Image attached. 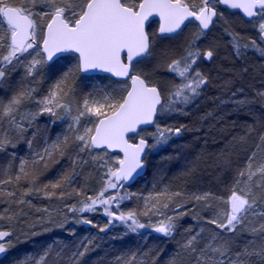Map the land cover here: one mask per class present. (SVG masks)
I'll return each instance as SVG.
<instances>
[{"label":"snow or ice","instance_id":"1","mask_svg":"<svg viewBox=\"0 0 264 264\" xmlns=\"http://www.w3.org/2000/svg\"><path fill=\"white\" fill-rule=\"evenodd\" d=\"M237 11L254 36L236 30L230 13ZM153 24L158 28L152 30ZM217 26L237 59L249 51L264 57V0H0V90L4 93L0 153L7 156L0 163V204L7 205L0 209V221L10 222L7 229L0 226V256L15 247L9 239L14 234L12 222L27 216L25 208L35 207L28 197L63 201L83 194L77 203L62 208L35 207L45 213L40 222H57L54 218L62 216L61 227L71 219L100 233L119 222L130 233L148 228L174 239L180 234V221L191 214L197 228H184L169 264H264V112L255 110V106L264 109V89L249 96L239 88L227 99L218 98L220 105L230 103L234 111L246 110L251 117L233 137V147L247 145L248 151L225 185L227 195L211 188L187 191L171 184L158 188L161 181L147 196L128 190L146 172L149 152L184 131L185 125L168 123L167 118L188 115L210 84L212 78L202 65L214 63L217 57L218 44L208 40ZM180 37L177 47L163 43ZM67 56L75 63L41 93L45 69ZM14 72H20V78L12 82ZM89 72L120 78L119 86L77 98V77ZM248 72L244 66L236 75ZM231 82L225 80L221 87ZM44 115L52 118L47 124L59 121L66 127L51 141L41 137L40 143L36 122ZM30 129L34 130L29 135ZM21 142L29 149L27 157L8 152ZM66 155L69 168L54 181L40 182L51 164ZM233 155L223 152L219 165L230 169ZM198 161H192L183 175L195 180ZM89 169L98 172L100 182L92 194L85 193L83 186H73L79 177L87 181ZM133 197L142 207L122 210L121 205ZM98 211L107 217L102 225L84 215ZM204 211L210 215H201ZM140 216L148 220L142 222ZM96 239H81L67 260L63 247L49 245L17 258L15 264H82L98 246ZM115 264L141 262L131 252L116 257Z\"/></svg>","mask_w":264,"mask_h":264},{"label":"trees","instance_id":"2","mask_svg":"<svg viewBox=\"0 0 264 264\" xmlns=\"http://www.w3.org/2000/svg\"><path fill=\"white\" fill-rule=\"evenodd\" d=\"M234 19L241 25L237 31L254 36V30L246 23L238 13ZM245 21V20H244ZM219 34L222 38L228 39L223 34L222 29L217 26ZM215 28V29H216ZM221 49L223 47H220ZM220 68L213 67L209 85L205 87L204 93L196 102L188 109V115L176 114L171 116V123L185 125L181 135L174 137L168 145L149 152V164L145 175L138 179L130 189L131 192L142 193L144 196L154 192L153 185L157 181H161L158 185L163 187L171 184L174 188L183 187L187 191H196L198 189L211 188L213 191L221 195L225 194V185L231 181L232 171L238 164H241L246 158L248 146L235 145L233 147V137L243 131V125L251 122V117L246 110L236 112L233 106L229 104L220 105L218 98L227 99L229 94L236 89L243 88L246 95H254L256 89H264V57H260L256 52L249 51L245 58L237 59L233 54L219 56ZM217 65V64H216ZM244 66L249 68V72L242 77L236 75ZM49 74H53L49 72ZM51 76V75H50ZM50 76L48 78H50ZM98 77V76H93ZM93 77H85L88 80ZM46 78V82H49ZM225 80H231V84L227 87H221ZM213 82V83H212ZM255 110L260 113L264 109L255 106ZM209 113L211 115H209ZM43 137L44 135L41 134ZM41 136L39 141L42 143ZM23 143V142H22ZM19 148V149H18ZM19 157H27V153L21 148L19 143L16 147ZM225 151L234 152L231 157L232 166L230 169L223 168L219 165L218 160ZM170 157V158H169ZM198 161V169L195 173V180L190 176H185L187 166L192 162ZM70 166L69 157L66 155L60 159L59 163H53L40 177V182L47 183L54 181L63 171ZM91 176L85 181V178L79 177L74 187L83 186L84 192L92 194L100 187L99 174L89 169ZM83 195V194H82ZM81 196L73 195L70 199L63 201L56 199H44L41 196H32L28 199L32 200L35 207L62 208L64 204L77 203ZM142 207V203L133 197L130 201H125L121 205L122 210H130L136 208L137 205ZM7 207L0 204V209ZM15 205L12 208L15 209ZM35 207L25 208L27 216H20L15 222H12L13 239L15 247L11 248L3 256H0V264H15L17 258L27 253H37L51 245L53 248L63 247L65 260L67 254L86 236L97 237L94 250L90 251L82 261V264H115L116 257H126L131 252L137 253L138 261L141 264H169L171 258L175 255L178 248V242L182 239L184 228L191 226L197 228V221L192 219L191 214L185 216L180 224L182 227L174 239L164 237L161 234L154 233L148 228L140 229L138 233L127 232L125 227L119 222L114 228H110L105 233H100L98 228L77 224L69 219L63 226H59L58 221L61 217H55L57 222H40V218L45 216L43 212L35 211ZM188 207H191L189 204ZM65 213L67 209L63 210ZM210 215V211H204V215ZM71 216L72 214H68ZM89 219L102 225L106 222L107 217L103 216L99 211L96 213H84ZM142 222H146L148 217L140 216ZM0 226L7 229L10 222L5 219L0 221ZM211 227V226H206ZM35 231L37 235H31ZM113 236L117 238L113 239ZM19 237V240H16Z\"/></svg>","mask_w":264,"mask_h":264},{"label":"rangeland","instance_id":"3","mask_svg":"<svg viewBox=\"0 0 264 264\" xmlns=\"http://www.w3.org/2000/svg\"><path fill=\"white\" fill-rule=\"evenodd\" d=\"M231 19L233 20V22H235L236 20L234 19V16L231 15ZM238 28H242L241 25H239V23L236 22V30ZM218 28L214 29L212 31V34L208 37L209 41H213L216 42L218 44V48H217V57L215 59L214 63H208L205 62L202 65V69L207 71L208 74L212 73L213 67L216 68H220V62L218 61L219 56H221L222 54H224V56L228 55V54H233L232 53V49L231 46L228 44V39H223L222 33L219 34ZM191 26L189 27L188 30L185 31V36H187L190 32H191ZM221 35V36H220ZM246 35H249L248 32L246 33ZM183 40V37H180L177 40H165L163 41V43L165 45H171L173 47H177ZM220 47H223L222 49ZM75 63V60L73 57L71 56H67L63 62L61 63H57L53 66H51L50 68L45 69V73L43 76V79L40 82L39 85V90L41 93H46L47 90L49 89V87L57 80L59 79L60 75H62V71L66 70L68 67H71L72 64ZM217 64V65H216ZM211 65H214L213 67H211ZM52 72L53 74H51L50 78H48V76H46L47 73ZM20 78V72H14L11 77L10 80L12 82L17 81ZM46 78H48L49 82H46ZM85 78L84 75H82V73H79L77 80H76V91H77V98H80L83 94H86L88 92H100L102 89H107V90H111L113 88H117L119 85L117 83V81L113 80L110 77L107 76H98V77H93V78H89L88 80L83 79ZM212 79L215 78V76L211 77ZM214 81V80H211ZM51 82V83H50ZM213 83V82H212ZM3 91L0 90V95H3ZM231 95V93L229 94V96ZM50 117H48L47 115L41 116L38 120H37V124L39 125V127L41 126L42 128L40 129L41 131L37 134L38 136V141H39V136H41V134H43L44 136H46L48 138L49 141L55 139V137L58 134H62L65 130L66 124L63 122H59L57 121L56 125H51V124H47V121H49ZM171 117L167 118V122L171 123ZM45 129H47L45 131ZM32 130H29V135L31 133ZM43 136V137H44ZM42 137V136H41ZM40 142V141H39ZM16 149V148H15ZM15 149L9 148L8 152H16ZM157 150V149H155ZM115 156V155H113ZM5 159H7V156L5 153H0V163H2ZM149 194V193H148ZM147 194V195H148ZM225 194L227 195V193L225 192ZM145 195V196H147ZM66 208H64L63 210H65ZM71 214V213H68ZM201 215H204V212L201 213ZM209 215V214H208ZM208 215H204V216H208ZM153 220H156V217H152ZM151 230V229H149ZM152 231V230H151ZM153 232V231H152ZM155 233V232H154Z\"/></svg>","mask_w":264,"mask_h":264},{"label":"water","instance_id":"4","mask_svg":"<svg viewBox=\"0 0 264 264\" xmlns=\"http://www.w3.org/2000/svg\"><path fill=\"white\" fill-rule=\"evenodd\" d=\"M237 13H239L238 11H237ZM240 14V16L246 21V18H244L243 17V14L242 13H239ZM82 75H84V76H108V77H111L109 74H106V73H102V72H89V73H82ZM111 78H113L114 80H116V81H120V78H116V77H111ZM149 128H151V126H148ZM110 154H119V155H122L121 153H118V152H111ZM146 173V172H145ZM145 173H144V175H145ZM143 175V176H144ZM142 176V177H143Z\"/></svg>","mask_w":264,"mask_h":264},{"label":"bare ground","instance_id":"5","mask_svg":"<svg viewBox=\"0 0 264 264\" xmlns=\"http://www.w3.org/2000/svg\"><path fill=\"white\" fill-rule=\"evenodd\" d=\"M224 39H225V38H224ZM50 75H51V74H49V73L46 74V76H48V77H49ZM50 83H51V82H50ZM39 128L41 129L42 127L40 126ZM30 130L33 131L34 129H30ZM32 131H31V132H32ZM40 131H41V130H40ZM40 131H39V132H40ZM39 132H38V133H39ZM30 134H31V133H30ZM39 134H40V133H39ZM20 144H21V148H22V150L24 151V153H27V155H29V149H28L27 145H26L25 143H22V142H21ZM18 149H19V148H18ZM15 150H17V149H15Z\"/></svg>","mask_w":264,"mask_h":264},{"label":"flooded vegetation","instance_id":"6","mask_svg":"<svg viewBox=\"0 0 264 264\" xmlns=\"http://www.w3.org/2000/svg\"><path fill=\"white\" fill-rule=\"evenodd\" d=\"M156 28H158V25L157 24H153L152 30H155Z\"/></svg>","mask_w":264,"mask_h":264}]
</instances>
